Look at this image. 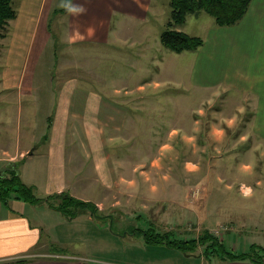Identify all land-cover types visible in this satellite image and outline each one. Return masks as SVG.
<instances>
[{
  "label": "rangeland",
  "instance_id": "rangeland-1",
  "mask_svg": "<svg viewBox=\"0 0 264 264\" xmlns=\"http://www.w3.org/2000/svg\"><path fill=\"white\" fill-rule=\"evenodd\" d=\"M79 1L76 0V4L83 6L82 12H71L63 6L71 3V0H13L18 16L10 22L6 37L0 39V142L8 140V144L14 145L21 142L24 147L30 140L38 143L42 140V135L48 136L49 130L54 127L59 108L54 102L55 97L66 99L75 96H118V93H112L118 91V88L119 96H134L139 84L145 85L146 95L156 92L161 102H164L162 98L166 96H180L181 91L175 88L180 84L163 85L158 90L151 87L155 82L173 81L171 74H162L158 68L159 63H175L179 66L189 94L190 115L182 118V114L174 113V119L168 123L169 118L163 120L159 117L158 109L161 105L156 103L160 101L153 99L152 104L143 109L147 119L143 122L142 140L139 137L143 153L146 152L148 157L142 163L144 167L141 172H147L149 177H141V184L136 182L134 185L127 182L120 184L119 180L114 182L113 175L97 180L83 178L82 182L78 179L70 182L69 175L65 186L67 190L62 187L60 191L50 194H69L78 197L77 199L86 197L89 202H99L103 197L102 193L104 196H143L136 201L134 213L122 208L115 210L113 214L106 211L98 212L94 216H91V212H80L74 220L64 219L61 213L60 220L52 218L54 222H49L60 224L61 227L56 231L62 233L56 235L63 241L69 239L68 236L79 241L69 250L78 256L88 257L91 262L104 258L120 264H228L216 257L212 261L211 258L208 259L202 254L203 247L195 255H187L163 244L147 245L137 234L121 237L131 234L134 231L132 228L168 231L180 239L196 238L204 232H210L223 242L225 249L236 254L251 252L253 246H259V251L264 249V202L261 209L259 204L250 203L251 210L244 206V202H240L242 206L234 200L235 196L242 194V184L234 183V171L230 170L222 172L226 177V181L225 177L222 178L224 183L216 179L215 172L210 169L212 162L209 160L218 157V154L215 155L212 146H207L208 140L203 137L209 132L201 133V128L197 130L198 125L193 121L195 118L192 112L198 103L211 97L213 103L218 97L211 90H199L200 83L217 85L214 91L222 92L224 100L216 98L217 105L213 108L225 113L230 110L233 101L237 100L236 93L229 92V84L223 81V73L215 70L218 65L212 59L206 70H201L198 66L199 51L185 52L177 57V54L163 46L160 35L167 29L170 20V0H152L145 23L120 13L125 9L126 0L80 1L83 4ZM100 3L107 4L111 14L116 11L112 20V26L116 29L111 33V41L105 44H95L92 41L96 38L94 33H87L85 25L86 13L94 12L96 4ZM145 13L146 8L142 11L143 15ZM216 27L218 26L214 19L203 11L198 17L189 16L187 22L177 29L201 37L204 43L208 39L207 44H210V37ZM178 78L180 79V75ZM178 78L176 77V83H179ZM225 90L227 94H224ZM209 104L211 103L206 101L201 105L208 108ZM128 108L131 110L132 106ZM74 115L76 114H71V117ZM78 116L86 117L83 114ZM194 117H197V113ZM59 118L62 120L59 124L67 122L64 119L72 120L63 113L59 114ZM91 122L74 121V126L70 128L80 127L87 130L90 127L86 125ZM93 123L104 125L106 121L99 119ZM134 124L133 120L126 121V126L130 129L134 128ZM240 124L231 128L229 136L234 130L245 132L242 129L244 126H239ZM60 127L64 128L61 125ZM172 127L189 131V136H186L189 139L187 143L179 131H175L172 138L167 134ZM235 139H229L227 145L232 142L234 145L241 143ZM167 146L176 147V153H169L168 156H179L180 161H186L188 157L190 169L196 166L199 169L197 175H191L186 180L182 177L179 179L182 180L179 193L189 197H183L177 204L172 203V199L168 197L176 195V184L166 186L169 182L166 178L159 177L156 181L151 177L153 168L150 162L164 159L166 152L163 148ZM35 148L31 147L30 153ZM88 160H83L77 154V162L86 171L91 170L92 161ZM3 162L6 163V160ZM5 163L0 165L2 172L11 169L9 166L5 168L11 162ZM18 166L12 169L20 170L23 182L32 186L38 197H44L48 186L47 160L42 156L32 157L22 164L18 163ZM238 173L239 182L250 183L249 185H255L260 178L258 173L247 175L242 168ZM232 177L233 181H230ZM154 195L165 197L155 201L150 197ZM101 235L108 236V245L98 247L97 242L101 241ZM236 262L240 261L230 263ZM243 262L236 264H245Z\"/></svg>",
  "mask_w": 264,
  "mask_h": 264
},
{
  "label": "crops",
  "instance_id": "crops-1",
  "mask_svg": "<svg viewBox=\"0 0 264 264\" xmlns=\"http://www.w3.org/2000/svg\"><path fill=\"white\" fill-rule=\"evenodd\" d=\"M80 1L79 3L83 4ZM151 2L152 0H126L124 1L125 9H122L120 13L145 23ZM71 4L79 6L76 4V0H71ZM86 4L88 3L86 2ZM106 5L104 3L96 4L94 12L90 11L85 15L87 33H94L96 38H93L92 41L96 42L95 44L109 43L111 33L116 29L112 26L116 11L111 14ZM144 8H146L145 15L142 14ZM207 42L208 39L197 50L200 53L199 69L206 70L212 59L218 65L215 70L223 73V81L229 84V92L235 91L237 100L233 101L227 113L220 109H214L213 107L217 105L216 98H223V93L214 91L216 84L200 83L198 85L199 90H211V92H214V96L218 97L214 99L213 103L212 97L203 99L198 103L197 107L194 108L195 111L192 112L194 113L193 118H195L193 121L198 125L197 130L201 128V133L203 131L209 132L208 137L202 135L208 140L207 146H212L215 155L218 154L217 159L213 157L212 160H209V162H212L210 169L212 168L215 172L216 179L222 181V178L225 177L222 172L226 170L234 171V175H232L235 177L234 183L252 188L250 195L243 196L241 192L242 194L235 196L234 200L242 206L243 204H240V202H244V206L246 205L248 209L252 210L250 203L259 204V209H261L264 202V0H253L245 17L236 25L216 27L210 37V44H207ZM182 55L184 53L177 54V57ZM159 64L158 68L162 74L164 72L171 74L170 78L173 77V81L155 82L151 87L158 90L163 85L180 84V86H173L181 91L180 96H166L162 98L164 102H161L156 92H150V95H146L145 85L139 84L136 87L134 96H119L120 88H118V91L112 92L113 94L118 93V96H75L66 99L55 97L54 102L58 104L59 108L54 127L49 130L48 136L46 134L42 135L43 138L38 143L30 140L24 147L21 142H17L15 145L13 143L8 144V140L4 143L0 142V165L5 163L3 160H6V163L7 161L11 162L6 167L4 165L7 169L17 167L18 163L22 164L25 160L32 159V157L42 156L45 158L49 169L46 173L48 186L46 195L42 198L60 191L62 187L67 190L65 186L69 175L71 176L70 182L74 179L82 182L83 178L97 180L100 177H106V175L107 178L109 175H113L114 182L119 180L120 184L126 182L134 185L136 182L141 184V177H149L147 172H141L144 167L142 163L148 158L145 155L146 152L143 153L141 142L143 122L147 119L143 109L148 104H152L153 99H157L160 102L156 105H161V108L158 109L160 112L159 117L163 120L169 118L168 123L174 119V113L176 115L182 114V118H185L187 114L190 115L189 94L184 85L179 66L175 63L172 64L173 66L165 63ZM179 75L180 79L178 78ZM176 77L179 79V83H176ZM114 90L117 89L114 88ZM224 94H227V90ZM206 101L211 103L208 108L205 107L206 105H201ZM62 105L64 106L61 107ZM129 106H132V112L129 110ZM61 113L71 118L72 122L64 119L68 123L59 124L60 121L62 122L59 118ZM195 113H197V117H194ZM211 113H214V115ZM71 114L76 115L71 117ZM78 114L86 115V117H80ZM233 116L236 117V122L230 127L225 119H231ZM82 118L83 120H81ZM99 119L106 121V124L98 123L95 125L93 123ZM89 120L92 122L86 125L90 127L87 130L80 127L70 128L74 126L72 124L74 121L75 123L76 121L87 123ZM127 120L135 122L134 128L130 129L126 126ZM239 123H241L239 126H244L242 129H245V132L239 133V130H234L229 136L231 128ZM60 125L64 128H61ZM220 128L224 129V134L217 136L214 130ZM155 131H158V128H155ZM175 131H179L178 133L181 134V137H185V143H187L189 139L186 136H189V131L173 128L169 129L167 134L172 138ZM61 137L63 139H60ZM31 138H33V135ZM129 138H133V140L129 141ZM235 138L241 143L234 145L232 142L227 145L229 139L234 141ZM182 143L187 146L184 142ZM31 147H36V150L32 153H30ZM163 149L166 152L164 159L161 158L160 162L158 160L150 162L153 168L151 177L156 181L159 180V177L166 178V180H169L166 186L176 184V195L168 197L172 199V203L177 204V202L180 203L183 197L185 199L189 197L181 196V193H179L182 188V180L179 179L182 177L186 180L191 175H197L199 169L197 166L192 170L190 169L188 157H186V161H180L179 156H173V154L168 156L169 153H176V147L167 146ZM156 150H154L155 153ZM149 151L151 152V150ZM78 153L83 160L89 159L88 161H92L91 170L86 171L80 166L77 162ZM181 153H183V150ZM240 168L244 169L247 175L258 173L257 175L260 178H258L255 185L239 182L238 172ZM1 174L2 169L0 170ZM230 181H233V177ZM102 196L99 202H90L97 206L98 212L107 211L108 214H113L115 210L121 208L131 210L134 213L136 201L143 198V196L134 195L104 196L103 193ZM180 196L181 198H179ZM150 197H153L156 201L163 200L165 196L154 195ZM79 199L89 202L86 197ZM60 215L59 211L48 207L46 204L33 205L22 200L10 201L8 205L0 202V264H120L109 262L108 259L104 258L91 262L88 257H81L71 252L69 249L77 245L79 241L69 236V239L65 238L66 241H63L61 237L56 235V233H62V231H56L61 227L60 224L49 223L54 222L51 220L52 218L60 220ZM63 217L68 219L65 216ZM68 228L69 226H67ZM127 235L131 234L127 233L121 237L124 238ZM107 237L101 235V241L97 242V246L108 245ZM225 263L236 264L242 263V261ZM243 263L264 264V260L260 263L247 260Z\"/></svg>",
  "mask_w": 264,
  "mask_h": 264
},
{
  "label": "trees",
  "instance_id": "trees-1",
  "mask_svg": "<svg viewBox=\"0 0 264 264\" xmlns=\"http://www.w3.org/2000/svg\"><path fill=\"white\" fill-rule=\"evenodd\" d=\"M253 0H170V20L167 29L160 35L163 46L173 53L195 52L204 45L201 37L189 35L177 29L187 22L189 16L198 17L201 12L210 15L217 26L230 27L236 25L247 14ZM18 12L13 6V0H0V39L6 37L11 21L15 20ZM12 200H22L37 205L46 204L48 207L59 211L69 220L77 218L80 212H91V216L98 213L97 206L88 201L77 199L69 194L48 195L38 197L32 186L23 182L18 169H9L0 175V202L8 205ZM82 209V211H79ZM131 235L137 234L146 244H163L169 248L179 249L187 255H195L200 248L208 259L218 258L222 262L251 260L262 262L264 249L259 251V246L251 247V252L236 254L225 249L223 242L204 232L196 238H176L172 232H156L132 228ZM130 234V233H129ZM136 236V235H135Z\"/></svg>",
  "mask_w": 264,
  "mask_h": 264
},
{
  "label": "clouds",
  "instance_id": "clouds-1",
  "mask_svg": "<svg viewBox=\"0 0 264 264\" xmlns=\"http://www.w3.org/2000/svg\"><path fill=\"white\" fill-rule=\"evenodd\" d=\"M64 7L68 8L69 11L71 12H82L84 11L83 6H76L71 3H67L63 5ZM242 110V109H241ZM225 122L231 127L233 124L236 122V117L233 116L231 119L226 118ZM217 136H222L224 134V129H215L214 130ZM243 195L248 196L252 193V188L251 187H243L241 189Z\"/></svg>",
  "mask_w": 264,
  "mask_h": 264
}]
</instances>
